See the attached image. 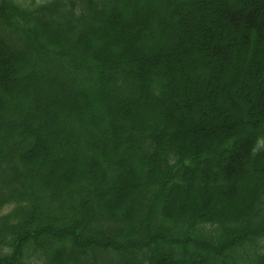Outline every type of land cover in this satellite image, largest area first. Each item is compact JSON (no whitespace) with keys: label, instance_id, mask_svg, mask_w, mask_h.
Wrapping results in <instances>:
<instances>
[{"label":"trees","instance_id":"obj_1","mask_svg":"<svg viewBox=\"0 0 264 264\" xmlns=\"http://www.w3.org/2000/svg\"><path fill=\"white\" fill-rule=\"evenodd\" d=\"M0 264H264V0H0Z\"/></svg>","mask_w":264,"mask_h":264},{"label":"rangeland","instance_id":"obj_2","mask_svg":"<svg viewBox=\"0 0 264 264\" xmlns=\"http://www.w3.org/2000/svg\"><path fill=\"white\" fill-rule=\"evenodd\" d=\"M11 209H12L11 207L6 208L5 210L0 212V215H4V214L8 213Z\"/></svg>","mask_w":264,"mask_h":264}]
</instances>
